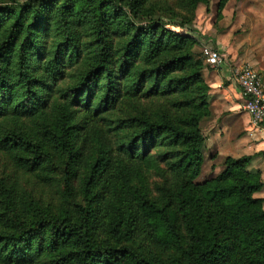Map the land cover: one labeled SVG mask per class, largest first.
Instances as JSON below:
<instances>
[{
    "label": "trees",
    "instance_id": "1",
    "mask_svg": "<svg viewBox=\"0 0 264 264\" xmlns=\"http://www.w3.org/2000/svg\"><path fill=\"white\" fill-rule=\"evenodd\" d=\"M200 4L0 0V155L15 171L0 177V264H264L252 156L196 183L211 116Z\"/></svg>",
    "mask_w": 264,
    "mask_h": 264
},
{
    "label": "crops",
    "instance_id": "2",
    "mask_svg": "<svg viewBox=\"0 0 264 264\" xmlns=\"http://www.w3.org/2000/svg\"><path fill=\"white\" fill-rule=\"evenodd\" d=\"M217 5L218 0L216 15ZM219 21V31L214 28L215 32L205 37L224 61L217 68L206 65L203 70L210 87L211 116L201 123L207 136L202 171L208 160L215 175L223 171L226 157L252 156L248 170L260 171L264 181V131L253 132L241 89L233 81L235 66L250 65L264 71V0H230Z\"/></svg>",
    "mask_w": 264,
    "mask_h": 264
},
{
    "label": "rangeland",
    "instance_id": "3",
    "mask_svg": "<svg viewBox=\"0 0 264 264\" xmlns=\"http://www.w3.org/2000/svg\"><path fill=\"white\" fill-rule=\"evenodd\" d=\"M216 2L217 0H210V4L206 6L205 4H200L199 7L196 10V17H195V29L198 31L197 38H198V45L195 47V55L199 58H201V47L203 45H211L207 44L205 41V37L209 36L210 34L215 32V29L219 31L220 25H219V20H217L216 17ZM230 12V9L229 11ZM215 28V29H214ZM176 31L181 32L180 28H174ZM206 64V63H205ZM207 65V64H206ZM256 70L260 73V75L263 78L264 81V71H261L256 68ZM203 168V166H202ZM225 170V165L224 169L222 172L215 174L216 176L222 174ZM211 164L210 161L208 160L204 166L203 171H201L200 176L196 179V183H201L205 181L206 179H210L213 177H216L214 173L211 172ZM3 176H10L14 177L15 176V171L14 168H12L9 164L5 162V159L0 155V177ZM17 178L20 181V185L22 188H26L32 193L37 198H42L45 202H55L57 201V186H50V185H41L35 187L34 182V177L31 175H27L25 173H20L16 175ZM38 189V190H37ZM262 191V190H261ZM258 192L255 194L256 197L263 198L264 197V189L262 192Z\"/></svg>",
    "mask_w": 264,
    "mask_h": 264
},
{
    "label": "built area",
    "instance_id": "4",
    "mask_svg": "<svg viewBox=\"0 0 264 264\" xmlns=\"http://www.w3.org/2000/svg\"><path fill=\"white\" fill-rule=\"evenodd\" d=\"M204 62L213 68L219 67L224 57L211 45L201 47ZM233 81L240 87L244 110L250 115L253 132L264 131V81L260 73L250 65L235 66Z\"/></svg>",
    "mask_w": 264,
    "mask_h": 264
}]
</instances>
